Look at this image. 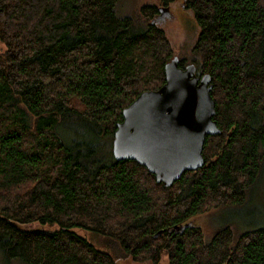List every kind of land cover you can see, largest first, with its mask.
Segmentation results:
<instances>
[{
	"label": "trees",
	"instance_id": "trees-1",
	"mask_svg": "<svg viewBox=\"0 0 264 264\" xmlns=\"http://www.w3.org/2000/svg\"><path fill=\"white\" fill-rule=\"evenodd\" d=\"M179 1L197 33L178 67L209 76L220 133L205 137L200 168L163 187L110 154L121 109L162 83L173 56L158 9L119 17L116 0H0L6 264H264V226H223L204 242L186 222L241 204L264 174V0ZM29 223L56 228H19ZM73 228L102 236L106 252Z\"/></svg>",
	"mask_w": 264,
	"mask_h": 264
},
{
	"label": "water",
	"instance_id": "water-1",
	"mask_svg": "<svg viewBox=\"0 0 264 264\" xmlns=\"http://www.w3.org/2000/svg\"><path fill=\"white\" fill-rule=\"evenodd\" d=\"M156 89L138 93L114 124L110 154L114 161H133L169 187L186 171L203 164L206 136L219 134L210 97L209 76H197L192 64L178 67L173 55L162 67Z\"/></svg>",
	"mask_w": 264,
	"mask_h": 264
},
{
	"label": "rangeland",
	"instance_id": "rangeland-1",
	"mask_svg": "<svg viewBox=\"0 0 264 264\" xmlns=\"http://www.w3.org/2000/svg\"><path fill=\"white\" fill-rule=\"evenodd\" d=\"M166 0H116L115 14L119 17L131 15L142 5H152L158 9L155 13L156 26L163 32L169 43L173 55L177 58L185 54L193 44L197 28L189 11L181 6L179 0H171L164 4ZM3 46L0 43V52ZM67 138V137H66ZM189 225L199 228L202 239L207 242L214 231L228 226L233 236L252 228L264 226V174L257 176L249 187L243 202L239 205L228 207H217L207 212L193 216L186 221ZM25 231L32 230H52L55 225H39L29 223L19 225ZM72 231L85 239L99 251L106 252L103 237L95 233L73 228ZM164 262V259H161ZM0 264H6L0 256ZM15 264V263H12ZM118 264H148L146 262L136 263L130 259L119 261Z\"/></svg>",
	"mask_w": 264,
	"mask_h": 264
}]
</instances>
